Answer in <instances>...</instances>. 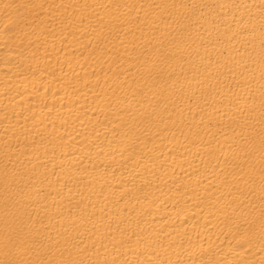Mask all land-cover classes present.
<instances>
[{
    "label": "bare ground",
    "instance_id": "6f19581e",
    "mask_svg": "<svg viewBox=\"0 0 264 264\" xmlns=\"http://www.w3.org/2000/svg\"><path fill=\"white\" fill-rule=\"evenodd\" d=\"M0 264H264V0H0Z\"/></svg>",
    "mask_w": 264,
    "mask_h": 264
}]
</instances>
